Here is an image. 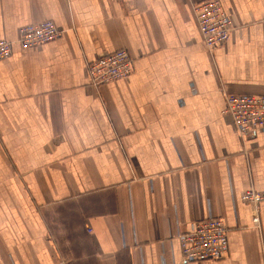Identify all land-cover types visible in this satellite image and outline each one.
<instances>
[{
    "label": "crops",
    "instance_id": "0c3cea01",
    "mask_svg": "<svg viewBox=\"0 0 264 264\" xmlns=\"http://www.w3.org/2000/svg\"><path fill=\"white\" fill-rule=\"evenodd\" d=\"M207 0H0V264H264V127L240 139L225 96H264V0H218L227 41L208 51ZM51 21L49 43L20 28ZM124 50L125 78L88 66ZM223 219L228 252L185 262L181 233ZM258 218V222L253 220Z\"/></svg>",
    "mask_w": 264,
    "mask_h": 264
},
{
    "label": "built area",
    "instance_id": "2783aa9c",
    "mask_svg": "<svg viewBox=\"0 0 264 264\" xmlns=\"http://www.w3.org/2000/svg\"><path fill=\"white\" fill-rule=\"evenodd\" d=\"M203 45L208 51L223 45L231 31V23L218 0H207L193 8ZM60 32L51 21L27 25L19 29L17 44L21 49L37 47L59 38ZM13 43L0 41V61L9 57ZM90 82L98 87L130 75L133 61L124 50L100 55L88 68ZM221 114L232 121L240 139H249L264 127V96L227 95ZM241 200L256 210L264 202V191L249 190ZM258 222V218L253 220ZM178 244L183 261L218 260L228 252V228L223 219L206 218L194 223L189 232L181 233Z\"/></svg>",
    "mask_w": 264,
    "mask_h": 264
}]
</instances>
